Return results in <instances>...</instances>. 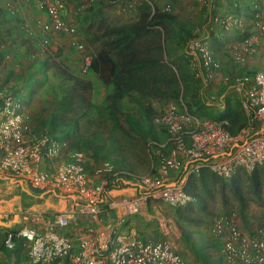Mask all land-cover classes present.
I'll return each instance as SVG.
<instances>
[{"label":"built area","instance_id":"2783aa9c","mask_svg":"<svg viewBox=\"0 0 264 264\" xmlns=\"http://www.w3.org/2000/svg\"><path fill=\"white\" fill-rule=\"evenodd\" d=\"M24 1L36 4L46 16L35 22L41 43L51 46L67 41L82 55V71L89 74L93 54L87 51L79 22L96 0L78 6L67 0ZM199 1L206 4L210 0ZM255 9L250 22L236 15L215 21L228 35L216 40L224 42L227 59L238 67L256 58L264 44V7ZM26 33L33 35L30 26ZM229 36L241 39L234 41ZM209 43V39L194 37L184 52L203 91L215 86L214 76L221 69ZM221 87V99L214 94L203 98L223 110L227 102L238 100L247 118L243 129L233 135L227 122L196 117L182 102L164 104L152 117V125L165 132L166 140L148 145L154 150L144 175L117 171L108 160L95 165L85 152L69 151L65 142L52 135L36 134L28 125L24 106L8 88H2L0 175L23 180L40 191L52 189L78 197L81 209L95 221L76 239L65 232L64 222L51 223L43 231L27 227L7 231L5 247L14 250L17 241L25 242L31 264H187L168 239H141L134 229L124 226L128 217L141 214L148 205L163 203L178 209L196 202L190 183L202 171L231 180L241 171L251 174L264 165V73L223 76ZM118 190L132 193L115 196ZM102 215L107 216L106 222ZM208 234L220 244L218 255L223 264H264V225L245 235L238 214L231 211L217 215Z\"/></svg>","mask_w":264,"mask_h":264},{"label":"trees","instance_id":"16d2710c","mask_svg":"<svg viewBox=\"0 0 264 264\" xmlns=\"http://www.w3.org/2000/svg\"><path fill=\"white\" fill-rule=\"evenodd\" d=\"M136 8V19L121 25H112L94 12L88 16L93 23L85 32L94 28L90 44L96 45L91 73L97 75L106 85L107 95L102 103L104 108L97 106L89 98L93 89L92 83L73 75L58 56L56 59L37 58L33 53H26L24 56L17 52L18 46L5 47L1 42L0 65L9 61L8 56L12 55L11 60L20 70H8L4 81L0 83V90L8 88L24 106L25 112L29 110L33 114L31 101L48 86L50 73H53L61 80V84L59 90L53 93L54 108L50 116L45 120L34 115L28 118L35 125L37 134L52 135L65 142L68 150L102 151L96 160L118 158L121 163H126L128 157L119 141L111 139L112 135L104 137L101 133H95L87 137L79 132L80 119L93 112L102 114L105 122L112 120L114 131L120 128L118 116H122L134 127V131L143 135L148 145L153 142L164 143L166 140L165 132L158 131L152 125V117L159 110L152 105L140 110L144 122L150 126L148 129L141 128L140 120L125 111L122 105L125 100L134 101L139 106L153 102H182L192 115L227 122L231 134H238L247 123L240 102L229 101L221 114H209L208 106L198 94L201 83L191 74L185 54H179V50H184L192 38V24L175 15L171 7L165 10L154 0L139 1ZM226 63L232 65L229 59ZM222 64L224 65L223 62ZM136 124L139 125L135 128ZM128 169L132 170V167ZM241 173L231 180H223L208 171H202L199 177L191 179L190 192L202 209L210 190L216 185L222 187L223 193L226 189H231L236 197L242 198L244 181H249L251 188L259 195L264 187V165L252 174L241 176ZM197 202L176 209L177 219L184 209L185 215L182 214V219L186 223L195 221L190 213L193 214V205ZM106 217L102 215L103 220ZM216 247L220 248V244L217 243Z\"/></svg>","mask_w":264,"mask_h":264},{"label":"crops","instance_id":"0c3cea01","mask_svg":"<svg viewBox=\"0 0 264 264\" xmlns=\"http://www.w3.org/2000/svg\"><path fill=\"white\" fill-rule=\"evenodd\" d=\"M134 1V5L136 4L137 7L139 1L142 0ZM82 2H84V0H82L81 3ZM154 2L160 5L159 0H154ZM35 5L36 4L33 2H26L24 0H0V26L15 25L16 30L19 29L18 31H20V29H23L25 31L23 35L26 40L29 41L27 43L28 46L20 44L16 45L18 46L17 52L24 56H26V53H33L37 58H55L58 56L60 61H62L64 65L69 68L73 75L90 81L94 89V85L101 80L97 75L91 72L89 74L83 73L82 55L73 50L68 45L67 41L62 39V43H59V40L57 43L51 46H44L41 43L42 41L39 34V29L37 26H35V22L38 19H46V16L44 12ZM171 5V10H173V13L178 17H180L181 11L185 10L187 12V15L184 14V20L192 24L191 39L194 37H199L200 39L204 40L209 39V45L213 50L215 58L220 61L221 64L222 62L224 63V65H221L220 71L214 76V81L216 82L215 86L212 89L208 88L204 91L202 90V86L199 89L201 100L205 101L204 103L206 106H210V103L205 98H203V96L207 97L208 99L211 94H214L217 96V98L221 99L223 76L232 77L234 75H245L248 72L255 71L252 61L250 60L246 66L240 67L225 62L227 59H224L223 56H226V54L225 50L222 49L224 48V42L217 40L227 38L228 35L221 25L215 24L216 19L221 17L226 18L230 15H236L243 18L247 22H250L252 17L255 18L257 11L255 6L259 7V5H261L264 7V0H210L206 4L200 3L199 0H173ZM121 6V0H96L94 3V8H91L92 10L88 12V14H84L82 16L80 15L81 18L79 24L82 26V24L84 25V23L87 24V22L89 23L92 21L88 19V16L93 12L103 17L106 15L105 19H113V21L107 20V22L112 25H121L127 23L130 21L125 20V16H128V14H125L123 11L124 8ZM167 8L170 7L163 9L166 10ZM134 13V18L136 19L137 8ZM9 15L12 18H10ZM26 26H30L32 28V36H29L26 33ZM9 34H11V37H13L14 41H16V36H22L20 32L16 31L14 33V29L11 31V33L9 32L8 35ZM83 34L84 36H88L85 31ZM56 44L59 45L56 46ZM226 67L227 70H225ZM228 67H230V69ZM12 68L17 71L20 70L18 65L14 62L12 63ZM237 68L242 69V72L245 70V72L234 74L233 71L238 70ZM95 98L92 100L96 102ZM34 102H36L35 97L32 99L30 105L31 109H34V114H32L30 111L31 115L44 120L47 119L50 116L52 109L50 112L45 107L37 109V106L35 108ZM167 103H163L162 105ZM154 105H159V103L155 102ZM69 151L78 150L70 149ZM85 153L87 154V152ZM89 157L95 165H99L103 161L108 160L114 165L117 171H133L136 174H140L134 171L133 168L132 170H129L128 168H130V165L127 163H121L118 158L111 160H94L90 155ZM148 172L144 174H147ZM131 193V190H118L114 191L113 194L120 197L126 195L129 196ZM81 207L82 202L78 197L67 196L57 190L52 189L40 191L38 189L32 188L27 182L23 180L13 178L11 176L0 175V264H31L29 260L28 247L25 242L17 241L14 250H8V248L5 247L4 240L7 231H16L23 227L43 231L51 223L64 222L67 224L65 232L68 233L73 239H76L85 231L87 227L94 226L95 223L93 218L86 214L84 210L81 209ZM146 209H149L152 212L154 211L157 214L159 213L158 204L148 205L143 209V211H146ZM64 215H68V218L65 219ZM105 220H108V218ZM105 220L103 221L106 222Z\"/></svg>","mask_w":264,"mask_h":264},{"label":"rangeland","instance_id":"374dc122","mask_svg":"<svg viewBox=\"0 0 264 264\" xmlns=\"http://www.w3.org/2000/svg\"><path fill=\"white\" fill-rule=\"evenodd\" d=\"M67 1L70 2V4L73 6H78L82 0ZM121 1V7L124 8L123 11L125 12V14H128V16H125V20L134 21V12L136 10V4L134 5L135 1ZM159 1L160 6H162L161 8L172 7L171 4L173 0ZM92 8H94V6ZM91 10L92 9H89L85 13V15L88 14V12H90ZM184 14L187 15V12L185 10L181 11L180 18H183V20L185 18ZM106 20L113 21V19L111 18ZM90 22L92 23V21ZM90 22H87V24L84 23V25L81 22L82 26H80L79 24L81 31L84 32L85 30H87V26L91 24ZM13 29L14 33L17 31L22 34L21 37H17L16 35H14L16 36V41L13 40L11 34L8 35V33H11ZM24 32L25 31L23 29H20V31L16 30L15 25L0 26V42L5 47L16 46L18 44L28 46L27 43L29 41H27L24 37ZM94 32L95 30L93 28L90 30V32H86L88 36L83 35V40L87 46V51L91 54L96 51V46L90 44V40L93 38L92 34ZM228 38L233 39L234 41H239L241 39V36H236L235 38L234 36H229ZM62 42L63 40H61L59 43ZM58 45L56 44V46ZM182 52L184 53V50H179V54H182ZM11 56L12 55L8 56L9 58L7 60L9 61H4L0 65V83L4 81V76L6 72L12 69L13 62L11 60ZM223 57L224 59H226L225 55ZM52 59L56 58L52 57ZM227 60L225 62H228ZM250 61H252V64L254 66L253 68H257L255 70L264 73V44L262 45L259 55L256 58L251 59ZM228 68L230 69V67ZM237 69L238 70L233 71L234 74H240L245 72V70L242 72V69L240 68ZM60 84L61 80H58L53 73H50V82L48 86L34 96L36 99V102H34L35 108L36 106L37 109L45 107L50 112L51 109L54 108L53 93L56 92V90H59ZM106 95V86L103 82L99 81L97 84L94 85V89H92L89 98L94 99L96 97V102L92 100L93 103L99 107L104 108V105L102 103ZM154 104L155 102L150 104L144 103L143 105L139 106L137 103L131 100H125L122 103L126 112H130V114L136 116L137 120H140L139 124H141V128L147 129L150 126L144 122L143 117H141L140 115V110L144 109L145 106L149 105L154 106L156 110H160L162 108L161 103H159V105ZM207 111L209 112V114L218 115L224 112L225 110L216 109L214 107L208 106ZM25 115L28 119L29 127H31V129H33V131L35 132V125L28 118L29 116H31V113L27 111ZM118 117L120 128L114 131L112 127L114 123L112 120L109 119L107 120V122H105L104 116L102 114H97L96 112H93L89 116H85L80 119L79 132L87 137H91L95 133H101L104 137L112 135L111 139L119 141L120 146H122L124 153L127 155L126 157H128V161L126 163L130 165V167H132L134 171L140 174H144L149 171L151 156L150 151L152 150L151 148H149L148 143L146 142V140H144L143 135L141 133L134 131V127H132L129 122L123 119L122 116L119 115ZM205 119L211 120L209 118ZM139 124H136L135 128ZM85 152H87V154H89L94 160H96L98 154L102 151L100 152L99 150H97L93 152ZM241 172H239V174ZM245 174L247 173L243 172L241 173V176H245ZM244 183L245 184L242 190V198L236 197L231 189H226L223 193L221 186L216 185L215 187H212V189L210 190V195H208V198L204 203L205 206L203 209L200 208V203L197 201V203L193 205L194 207L192 210H194V212L193 214L191 212L190 216H192L195 221L186 223V221L182 219V214L185 215L184 209L180 214V218L177 219L176 209L171 208L170 206H167L163 203H157L159 209L158 214L154 211L152 212L149 209H146V211L141 212V214L128 217L126 219L127 222L124 228L134 229L141 239H168L169 242L172 244L173 248L187 262V264H223L218 255L219 248L216 247L217 243L208 234L209 226L212 220L217 215L235 211L239 216L240 229L245 235H251V232H253V230L264 225V187H262L261 192L258 195V193H255V191L251 188V183L249 181H244ZM164 220L166 222L162 225L160 221Z\"/></svg>","mask_w":264,"mask_h":264}]
</instances>
